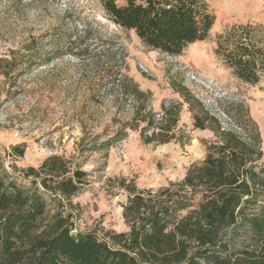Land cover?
Instances as JSON below:
<instances>
[{"label": "rangeland", "instance_id": "rangeland-1", "mask_svg": "<svg viewBox=\"0 0 264 264\" xmlns=\"http://www.w3.org/2000/svg\"><path fill=\"white\" fill-rule=\"evenodd\" d=\"M209 7L215 21L208 38L169 57L109 21L101 0H0L1 165L19 178L57 155L88 175L76 197L49 204V216L69 213L76 231L99 239L127 233L129 194L119 181L155 194L200 165L221 132L259 137L254 170L264 167V80L241 82L217 53L231 32L259 27L264 37V0H210ZM172 107L174 140L146 144L167 135L159 124ZM205 113L216 122L196 130L193 117ZM17 146L21 157L12 155ZM155 157L170 167L161 169ZM235 241L252 238L248 232Z\"/></svg>", "mask_w": 264, "mask_h": 264}, {"label": "trees", "instance_id": "trees-1", "mask_svg": "<svg viewBox=\"0 0 264 264\" xmlns=\"http://www.w3.org/2000/svg\"><path fill=\"white\" fill-rule=\"evenodd\" d=\"M209 2L101 0V6L109 21L133 32L143 46L177 57L208 38L215 21ZM258 31L247 27L240 35L226 34L217 49L234 77L250 85L264 80V37ZM132 86L133 95L142 96ZM162 115L160 132L167 135H152L144 139L146 144L174 140L170 133L178 108ZM204 115V120L193 117L196 130L216 122ZM205 151L200 165L155 194L119 181L129 194L122 211L129 230L107 232L104 239L76 231L69 213L49 216L50 203L70 201L88 185L87 173L57 155L46 158L39 169L23 170L19 178L0 163V264H264V167L254 170L261 156L259 137L221 132ZM12 155L21 157L23 149L13 147ZM248 232L251 243H236Z\"/></svg>", "mask_w": 264, "mask_h": 264}, {"label": "crops", "instance_id": "crops-1", "mask_svg": "<svg viewBox=\"0 0 264 264\" xmlns=\"http://www.w3.org/2000/svg\"><path fill=\"white\" fill-rule=\"evenodd\" d=\"M194 137H200V135H199V133H195L194 134ZM155 159V164H157V162L159 161V163H160V165H161V169H164V168H168V167H170V163H168L165 159H163L162 157L160 158V159H158L157 157H155L154 158ZM172 164H175V163H172ZM171 164V166H173V167H175V165H172ZM186 174V173H185ZM185 174L179 179V181H181L183 178H184V176H185Z\"/></svg>", "mask_w": 264, "mask_h": 264}]
</instances>
